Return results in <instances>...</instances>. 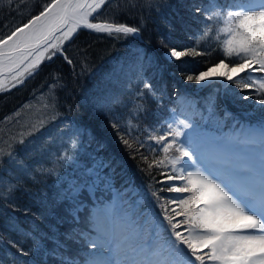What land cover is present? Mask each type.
I'll return each mask as SVG.
<instances>
[{"label":"trees","instance_id":"1","mask_svg":"<svg viewBox=\"0 0 264 264\" xmlns=\"http://www.w3.org/2000/svg\"><path fill=\"white\" fill-rule=\"evenodd\" d=\"M49 1L14 0L11 7L0 5V39ZM117 3L123 7L126 0H113L96 20L114 16L119 23L139 26L140 39L81 29L65 41L63 55L43 60L22 83L0 89V148L11 143L12 137L19 139L38 119L49 118L39 132L25 137L23 145L14 144V154L28 171L5 164L7 171L0 172V264H62L69 258L84 264L90 253L79 234L94 238L93 222L104 207L119 206L127 215L132 241L146 237L141 246L152 245L158 240L156 224L169 227L152 192L157 191L165 201L177 194L160 183L170 169L153 167L149 171L148 164L163 153L150 151L159 145L147 139L145 130L162 134L168 122L187 118L195 129L186 131L194 132L201 142L205 137L219 138L251 125H264V107L254 99H233L232 93L239 92L236 85L229 88L228 82L220 89L219 82L212 80L193 90L194 81L185 80L186 75L198 74L224 59L214 39L201 40L197 46L205 24L211 23L195 12L194 6L202 0H156L150 9L140 6L144 0H137L138 7L123 12H116ZM170 47L181 51L197 47L206 54L169 62L165 52ZM169 73L184 79L187 92L179 100L172 94L174 79ZM144 82L152 85V92L143 89ZM141 91L144 95L138 96ZM137 106L144 111L137 112ZM129 120V138L144 142L139 152L133 149L135 158L121 144L118 130L111 127L117 123L120 133L126 134ZM73 140L74 148L70 146ZM141 154L148 157L147 163ZM64 155L68 158L62 159ZM10 185L14 188L8 192ZM166 206L173 216L172 209L180 211L178 204ZM183 219L175 216L177 222ZM186 228L182 224L178 231L186 234ZM169 235L170 231L161 232V236Z\"/></svg>","mask_w":264,"mask_h":264},{"label":"snow or ice","instance_id":"2","mask_svg":"<svg viewBox=\"0 0 264 264\" xmlns=\"http://www.w3.org/2000/svg\"><path fill=\"white\" fill-rule=\"evenodd\" d=\"M13 2L0 0V5L6 3L11 7ZM155 2L144 0L140 6L150 9ZM112 3L113 0H51L27 23L15 27L9 35L0 39V77L7 68L10 79L22 83L23 78L32 75L43 60L63 55L65 41L81 29L114 38L138 35L141 27L119 23L114 16L92 22L105 6ZM136 7L137 0H126L123 7L117 3L115 10L123 12ZM194 7L196 13L203 15L205 22H211L205 24L197 46L201 40L214 39L224 59L206 71L186 75L185 80L203 83L223 78L229 82V88L233 84L239 88V92L232 93L233 99H254L264 107V75H253L264 73V0H230L225 4H219L217 0H202ZM204 54L197 47L183 51L170 47L165 56L172 62L185 56ZM64 58L72 63L67 56ZM3 85L4 81L0 79V88ZM143 89L152 92V85L144 82ZM247 89L252 91L242 95ZM137 95L143 96L144 92ZM141 111H144L142 106H137V112ZM48 120V117L38 119L28 126L26 132L19 134V139L12 137L11 143L0 148V172L7 171L5 164L9 167L19 165V171H28L23 161L14 154V144L23 145L25 137L39 132ZM128 125L126 134L120 133L117 123H112L111 127L118 130L121 144L135 158L133 149L139 152L144 142L138 137L129 138L131 120ZM188 129L194 130L195 125L186 118L168 122L167 130L162 134H157L156 129L145 130L148 132L147 139L159 145V149L153 147L150 151L163 153L160 159L148 164V169H170L166 179L160 183L169 192L177 194L165 201L157 191L152 192V196L160 201L168 229H164L162 223L156 224L157 241L147 246L129 244L125 249L117 241L114 226L110 228L93 222L95 238L85 236L83 232L79 234L90 248L96 250L89 254L90 258L84 264H264V125L245 134L243 139L229 141L214 149L205 148L197 141L194 132L186 131ZM181 137L185 139L181 140ZM70 146L75 147L74 140ZM173 151L177 155H173ZM61 158L68 157L64 155ZM140 158L148 162L147 156L141 154ZM176 181L182 183L177 185ZM13 188L10 185L7 191L11 192ZM163 190L162 187L160 191ZM184 193L189 195H182ZM167 204H178L180 211H172L175 216H183L184 219L177 222L175 216L169 213ZM182 224H187L186 234L178 231ZM168 231L171 235L161 236V232ZM203 249L208 251L202 252ZM105 252L109 255L105 256ZM62 264H78V261L69 258Z\"/></svg>","mask_w":264,"mask_h":264},{"label":"rangeland","instance_id":"3","mask_svg":"<svg viewBox=\"0 0 264 264\" xmlns=\"http://www.w3.org/2000/svg\"><path fill=\"white\" fill-rule=\"evenodd\" d=\"M218 62H215L212 65H214ZM212 65H210L208 67H211ZM203 69L206 70L205 68H203ZM169 74L174 79V86L172 87V94L175 95V94H177L176 92L180 88L182 89L184 79L181 80L178 77L174 76L172 73H169ZM0 79H3V81H4L3 88L9 87L10 85L16 83L15 81H12L10 79L9 73L3 74V76L0 77ZM197 85H198V83L194 81V86H197ZM3 88H0V89H3ZM184 90H186V89L184 88ZM260 127L261 126H250L249 128L242 130L240 133L233 132L232 134H226L221 138L207 137L201 141V144L207 149H214L216 147L226 145L229 141H234L236 139H243L245 134L257 131L260 129ZM96 220H97L96 223H99L101 225H108L110 228L112 226H114L115 230H116L117 241L121 242L122 246L125 249H127L129 244H136L138 246L140 245L137 242L133 243V241H132L133 234H132V231L128 227L129 222H128L127 215L124 212V210H122L119 206H113L112 208L104 207V209L102 211L97 213ZM122 232H123V235H122ZM95 236H96V233L93 237L95 238ZM125 237L127 238L126 240H125ZM113 247H115V244H113ZM87 250L89 253H93L96 251L95 249H92L89 246H88ZM107 255H109V253L105 252V256H107Z\"/></svg>","mask_w":264,"mask_h":264},{"label":"water","instance_id":"4","mask_svg":"<svg viewBox=\"0 0 264 264\" xmlns=\"http://www.w3.org/2000/svg\"><path fill=\"white\" fill-rule=\"evenodd\" d=\"M92 22H98V21H92ZM8 72L7 69H5L4 73ZM212 80H217L220 82L221 86H224L228 81L224 80V79H212ZM208 81L204 82L202 85H204L205 83H207Z\"/></svg>","mask_w":264,"mask_h":264},{"label":"bare ground","instance_id":"5","mask_svg":"<svg viewBox=\"0 0 264 264\" xmlns=\"http://www.w3.org/2000/svg\"><path fill=\"white\" fill-rule=\"evenodd\" d=\"M49 3H51V1H50ZM42 10H43V9H42ZM42 10H41V11H42ZM39 12H40V11H39ZM39 12H38V13H39ZM38 13H36L35 15H37ZM30 19H31V17H30ZM25 23H27V21H26ZM22 25H23V24H22ZM22 25H21V26H22ZM5 69H7V68H5ZM206 70H207V69H206ZM206 70H202V71H206ZM4 74H8V72H6V73H4ZM220 79H223V78H220ZM203 83H204V82H203ZM199 84H202V83H198V85H199Z\"/></svg>","mask_w":264,"mask_h":264}]
</instances>
